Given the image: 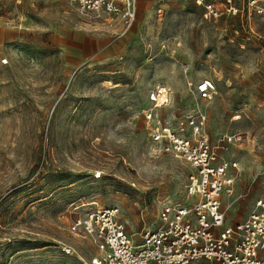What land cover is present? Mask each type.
<instances>
[{
    "label": "rangeland",
    "instance_id": "374dc122",
    "mask_svg": "<svg viewBox=\"0 0 264 264\" xmlns=\"http://www.w3.org/2000/svg\"><path fill=\"white\" fill-rule=\"evenodd\" d=\"M201 78L216 88L198 100L211 141L244 133L224 153L238 170L223 196L243 218L264 197V11L213 19L193 0H137L125 28L67 0H1L0 264H89L96 246L69 224L96 207L116 206L133 236L154 225L192 167L156 148L141 110L166 85L157 114L179 126Z\"/></svg>",
    "mask_w": 264,
    "mask_h": 264
},
{
    "label": "built area",
    "instance_id": "2783aa9c",
    "mask_svg": "<svg viewBox=\"0 0 264 264\" xmlns=\"http://www.w3.org/2000/svg\"><path fill=\"white\" fill-rule=\"evenodd\" d=\"M1 1V0H0ZM90 17H118L125 28L136 18L137 0H67ZM206 18L243 16L264 11V0H193ZM222 27V25H221ZM196 102L179 126L161 119L157 108L171 101L169 87L155 84L142 107L148 136L156 148L192 167L180 200L162 198L156 223L129 234L116 206L77 214L71 233L90 238L98 250L89 264H264V197L257 196L246 218L228 217L223 196L233 192L238 161L224 153L244 138L241 130L222 133L214 142L205 130L206 112L198 100H209L214 82L194 84ZM264 172V166H263ZM95 177L100 172H95ZM70 251L69 248H63Z\"/></svg>",
    "mask_w": 264,
    "mask_h": 264
},
{
    "label": "crops",
    "instance_id": "0c3cea01",
    "mask_svg": "<svg viewBox=\"0 0 264 264\" xmlns=\"http://www.w3.org/2000/svg\"><path fill=\"white\" fill-rule=\"evenodd\" d=\"M249 213V212H248ZM248 215V214H247ZM247 215L245 216V217H239V216H236V217H232V219H234V220H242V219H244V218H246L247 217ZM228 217H229V215H228ZM230 218V217H229Z\"/></svg>",
    "mask_w": 264,
    "mask_h": 264
}]
</instances>
